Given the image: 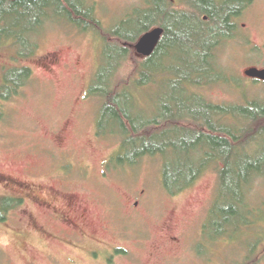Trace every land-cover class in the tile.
Returning <instances> with one entry per match:
<instances>
[{
  "label": "rangeland",
  "instance_id": "1",
  "mask_svg": "<svg viewBox=\"0 0 264 264\" xmlns=\"http://www.w3.org/2000/svg\"><path fill=\"white\" fill-rule=\"evenodd\" d=\"M148 1L90 0L104 33H81L57 18L37 37L35 56L18 61L16 53L0 52V89L12 68L33 72L20 98L9 104L0 99V200L25 201L0 223V264H103L89 253L111 247L136 257L137 262L117 264H264V180L254 184L253 212L245 214L252 225L218 236L211 212L222 165L178 196L163 188L161 157L103 176V164L122 154L123 143L97 138L102 106L89 89L108 52L106 36L138 35L143 25L134 21ZM244 1L249 11L238 20L233 40L216 54L224 81L199 91L216 106L264 103V83L246 76L264 71V0ZM114 43L130 50L117 79L130 85L145 59L136 51L138 43ZM111 55L121 57L116 50ZM159 88H151L148 101L141 102L149 116L161 97ZM65 154L81 165L68 176L83 180L61 181L70 162ZM146 235L149 240L140 242Z\"/></svg>",
  "mask_w": 264,
  "mask_h": 264
},
{
  "label": "trees",
  "instance_id": "2",
  "mask_svg": "<svg viewBox=\"0 0 264 264\" xmlns=\"http://www.w3.org/2000/svg\"><path fill=\"white\" fill-rule=\"evenodd\" d=\"M191 1L200 10L194 12V17L192 13L177 12L170 4L157 3L151 11L145 9L137 14L134 22L143 26L135 37L107 35L108 52L89 97L102 106L98 138L123 143V152L110 170L135 168L141 160L161 157L163 188L170 196H178L214 166L222 165L211 217L218 236H228V229L238 228L234 232H239L252 225L245 220V214L250 217L253 212L254 184L264 180V103L221 107L199 94L224 81L216 54L236 34L237 26L228 24L237 16L239 7L221 9L213 0ZM248 7L244 1L243 8ZM94 14L90 0H0V52L16 53L18 61L35 56L39 50L37 37L49 21L57 18L81 33H104ZM204 14L219 25H202ZM157 27L166 31V37L155 57L139 67L132 87L118 84L130 50L114 41L135 45ZM112 50L121 57H113ZM173 60L182 67H174L170 62ZM10 71L0 89V99L7 104L20 98L33 80L29 69ZM154 86L160 87L162 94L155 104L151 100L155 110L149 116L141 102L148 101ZM23 204L21 200H0V223H6Z\"/></svg>",
  "mask_w": 264,
  "mask_h": 264
},
{
  "label": "flooded vegetation",
  "instance_id": "3",
  "mask_svg": "<svg viewBox=\"0 0 264 264\" xmlns=\"http://www.w3.org/2000/svg\"><path fill=\"white\" fill-rule=\"evenodd\" d=\"M213 2L215 4L216 8H221V9L230 8L231 5H233L235 7H239L238 8V11H237V16L234 17V20L233 21H230L228 25H238V20H240L242 17H244L246 15V13L249 11V7H250V5H249V7L247 9H244L243 8V2H244V0H213ZM245 2H247L249 4L248 1H245ZM157 3L160 4V5H165V3H166V6L168 4H170V5L174 6V7H176V9H177L176 11L177 12H180V13H183V14H190V13H192L191 16H193L194 12H200V10L198 9L199 7L198 6H195L192 3L191 0H149L148 1V7H147L146 11H151L152 7L155 6ZM197 18H198V16L195 19H197ZM202 19H203L202 20V25H219V24H217V22L212 21V19L209 18L208 16H206L205 14L202 16ZM191 25H193V24H191ZM195 25H198V24H195ZM158 29L164 31V35H163V38L161 40V43L158 46V48H157L156 52L154 53V55L151 58H148V59H145V60H151L152 58H154L155 55H156V53H157V51L162 46L163 41L165 40L166 31L163 28H159V27L154 28L150 33L154 32L155 30H158ZM97 138H98V134H97ZM65 156H69V155H66L65 154ZM116 157L117 156H112L109 160H107L103 164L104 165L103 166L104 167V171L103 172L105 173V171H107L106 174L103 175V176H107L108 175V172L111 171L110 170L111 165L113 166L114 164H116ZM69 159H70L69 165L66 166V167H63V173H64V175H63V177L60 178L61 181H67V180H83V177H81V176H80V179H78L79 178L78 176H76L74 179L71 178V176L70 177L68 176V174H70V172L67 173V171H70L72 168H74V166H77V167L78 166H81V165L75 163L74 161H72V158L70 156H69ZM83 168H85V167H83ZM112 169H113V167H112ZM83 172L85 173L86 178H87L89 176L88 169L85 168V171H83ZM73 173H75V172H73ZM109 173H114V172L112 171V172H109ZM22 201H23V203L25 202L24 200H22ZM139 206H140V204L137 205V207H139ZM123 238H125V237L123 236ZM148 240H149V236L146 235L144 237V239H140L139 241L146 243ZM142 244L143 243H140V245H142ZM111 250L110 249H106L104 251L101 250L100 252H91V253H89V255L91 256V258H97L103 264H113V263L114 264H117L116 260H118V261L121 260V261H124V262H125V260H127V261L130 260L131 262L132 261L133 262H137L135 260V258H136L135 255L133 254L132 256H130V253L131 252L128 251V250L121 249V248H113V247H111ZM109 255H112V256H109ZM126 256H128V257H126Z\"/></svg>",
  "mask_w": 264,
  "mask_h": 264
},
{
  "label": "water",
  "instance_id": "4",
  "mask_svg": "<svg viewBox=\"0 0 264 264\" xmlns=\"http://www.w3.org/2000/svg\"><path fill=\"white\" fill-rule=\"evenodd\" d=\"M163 35L164 31L158 29L144 36L136 46L138 55L144 59L151 58L160 45ZM246 76L248 79L253 81L264 83V71L251 70L246 74Z\"/></svg>",
  "mask_w": 264,
  "mask_h": 264
}]
</instances>
